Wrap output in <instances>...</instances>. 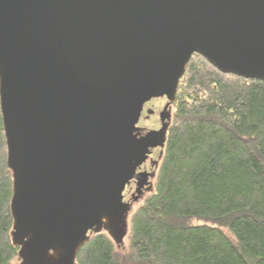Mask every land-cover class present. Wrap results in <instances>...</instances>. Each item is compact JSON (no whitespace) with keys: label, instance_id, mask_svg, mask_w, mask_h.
Listing matches in <instances>:
<instances>
[{"label":"water","instance_id":"1","mask_svg":"<svg viewBox=\"0 0 264 264\" xmlns=\"http://www.w3.org/2000/svg\"><path fill=\"white\" fill-rule=\"evenodd\" d=\"M264 80V0H0V110L20 264H75L88 232L120 244L139 171L162 148L192 54ZM166 99L140 134L143 106ZM147 115L153 113L146 109ZM155 164L156 161H152Z\"/></svg>","mask_w":264,"mask_h":264},{"label":"trees","instance_id":"2","mask_svg":"<svg viewBox=\"0 0 264 264\" xmlns=\"http://www.w3.org/2000/svg\"><path fill=\"white\" fill-rule=\"evenodd\" d=\"M170 108L122 243L88 232L75 264H264V80L222 73L194 53ZM6 156L0 110V264H20Z\"/></svg>","mask_w":264,"mask_h":264},{"label":"flooded vegetation","instance_id":"3","mask_svg":"<svg viewBox=\"0 0 264 264\" xmlns=\"http://www.w3.org/2000/svg\"><path fill=\"white\" fill-rule=\"evenodd\" d=\"M147 103L144 104L143 110H144V108H145V106H146ZM143 110L141 112V116L143 114ZM153 114H154V110H153V113H151L149 115H147V113H146L144 115V117L149 118ZM141 116H140V118H141ZM140 118H139V121H140ZM139 121L137 123V126L141 128V130L139 132L140 134H143L148 129H157L160 126L159 118H158V125H156L154 127L142 126V125L139 124ZM159 153H160V148L159 147H155V148L151 149V153L148 156L147 160L139 168H137L136 171L137 172H139V171L152 172V169H153V167H154L155 164H152L151 162L154 161V160L156 161V157H157V155ZM149 181H150V178H149ZM143 189H145V187ZM134 191H135V179L133 178V179L130 180L129 184L126 185V187H125V189L123 191V198H124V200H126V201L132 200V194L134 193Z\"/></svg>","mask_w":264,"mask_h":264},{"label":"rangeland","instance_id":"4","mask_svg":"<svg viewBox=\"0 0 264 264\" xmlns=\"http://www.w3.org/2000/svg\"><path fill=\"white\" fill-rule=\"evenodd\" d=\"M165 102H166V99L164 97L155 98V99L150 100L146 104L143 110V114L140 118L139 124L142 126H150V127H154L158 125V112L162 109ZM146 108H151L152 110H154V114L150 116L149 118L144 117V115L146 114V110H145Z\"/></svg>","mask_w":264,"mask_h":264}]
</instances>
